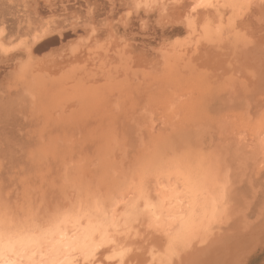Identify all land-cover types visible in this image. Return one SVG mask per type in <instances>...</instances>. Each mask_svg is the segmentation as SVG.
I'll return each mask as SVG.
<instances>
[{"label": "rangeland", "instance_id": "1", "mask_svg": "<svg viewBox=\"0 0 264 264\" xmlns=\"http://www.w3.org/2000/svg\"><path fill=\"white\" fill-rule=\"evenodd\" d=\"M179 5L0 0L1 217L47 221L156 164L201 166L221 235L193 264H264V143L244 148L264 138V6L190 62L162 50L183 36Z\"/></svg>", "mask_w": 264, "mask_h": 264}, {"label": "bare ground", "instance_id": "2", "mask_svg": "<svg viewBox=\"0 0 264 264\" xmlns=\"http://www.w3.org/2000/svg\"><path fill=\"white\" fill-rule=\"evenodd\" d=\"M133 1L139 7L148 0ZM178 3L183 12L178 25L182 26L183 36L164 45L162 50L190 62L207 53L212 43L232 26L233 18L264 6V0H178ZM43 44L48 45L49 41L39 47ZM252 137L243 146L250 156L260 154L264 143L260 135ZM236 152L234 147L233 153ZM167 162L151 168L147 165V173L143 170L146 174L141 172L145 175L139 176L137 185L129 184L130 189L122 195L86 202H78L79 199L72 206L65 204L47 221L38 217L11 220L0 216V264H193L208 253L207 249L221 235L218 185L213 173L205 167Z\"/></svg>", "mask_w": 264, "mask_h": 264}]
</instances>
